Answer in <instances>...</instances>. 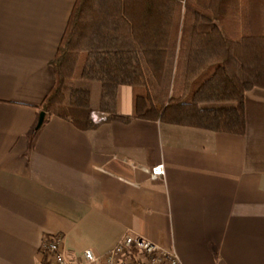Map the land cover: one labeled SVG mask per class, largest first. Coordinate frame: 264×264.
<instances>
[{
    "label": "crops",
    "instance_id": "0c3cea01",
    "mask_svg": "<svg viewBox=\"0 0 264 264\" xmlns=\"http://www.w3.org/2000/svg\"><path fill=\"white\" fill-rule=\"evenodd\" d=\"M75 1L0 0V264H42L46 235L79 261L126 233L181 264H264V90L245 94L242 136L138 119L83 131L46 113L36 130ZM116 110L132 115L129 86Z\"/></svg>",
    "mask_w": 264,
    "mask_h": 264
},
{
    "label": "trees",
    "instance_id": "16d2710c",
    "mask_svg": "<svg viewBox=\"0 0 264 264\" xmlns=\"http://www.w3.org/2000/svg\"><path fill=\"white\" fill-rule=\"evenodd\" d=\"M51 65L40 108L79 130L97 128V111L242 136L245 94L264 90V0H76ZM78 81L99 84L96 107ZM119 86L133 92L129 117Z\"/></svg>",
    "mask_w": 264,
    "mask_h": 264
},
{
    "label": "built area",
    "instance_id": "2783aa9c",
    "mask_svg": "<svg viewBox=\"0 0 264 264\" xmlns=\"http://www.w3.org/2000/svg\"><path fill=\"white\" fill-rule=\"evenodd\" d=\"M106 115L92 112L93 124L105 121ZM152 181L163 179V164L144 169ZM39 253L46 264H181L177 253L164 248L141 236L126 233L116 246L105 254H95L91 249L82 252L79 261L66 256L61 234L46 235L41 242Z\"/></svg>",
    "mask_w": 264,
    "mask_h": 264
},
{
    "label": "rangeland",
    "instance_id": "374dc122",
    "mask_svg": "<svg viewBox=\"0 0 264 264\" xmlns=\"http://www.w3.org/2000/svg\"><path fill=\"white\" fill-rule=\"evenodd\" d=\"M76 86L78 88H82V89H88L91 92L92 95V103L95 102V100L98 98V94H99V84L98 83H94V82H85V81H78L76 83ZM97 112V111H95ZM97 113H101V112H97ZM104 114V113H103ZM106 115V114H105Z\"/></svg>",
    "mask_w": 264,
    "mask_h": 264
},
{
    "label": "water",
    "instance_id": "95a60500",
    "mask_svg": "<svg viewBox=\"0 0 264 264\" xmlns=\"http://www.w3.org/2000/svg\"><path fill=\"white\" fill-rule=\"evenodd\" d=\"M44 117H45V113L41 112L40 115H39V119H38V123H37V126H36V130L42 125Z\"/></svg>",
    "mask_w": 264,
    "mask_h": 264
}]
</instances>
